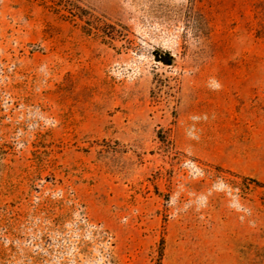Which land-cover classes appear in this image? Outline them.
Returning <instances> with one entry per match:
<instances>
[{"label":"rangeland","instance_id":"374dc122","mask_svg":"<svg viewBox=\"0 0 264 264\" xmlns=\"http://www.w3.org/2000/svg\"><path fill=\"white\" fill-rule=\"evenodd\" d=\"M262 140L264 0H0V264H264Z\"/></svg>","mask_w":264,"mask_h":264},{"label":"crops","instance_id":"0c3cea01","mask_svg":"<svg viewBox=\"0 0 264 264\" xmlns=\"http://www.w3.org/2000/svg\"><path fill=\"white\" fill-rule=\"evenodd\" d=\"M193 89L194 84H192V91ZM200 123L201 122H199L198 125L192 123L194 128L199 131L192 132L193 136H196V139L187 138L186 151L202 160L215 162L219 165L227 164L228 162L224 161L223 158L227 159L234 157V148L230 147L223 149L221 147L214 146L212 144V133H208V137H206L204 129L200 127ZM230 134H232V131H230ZM257 142L258 143L253 149H251L248 145L244 146L240 154L242 161L253 167L247 171V175H256L260 170V167L264 166V142L263 140L261 142Z\"/></svg>","mask_w":264,"mask_h":264},{"label":"trees","instance_id":"16d2710c","mask_svg":"<svg viewBox=\"0 0 264 264\" xmlns=\"http://www.w3.org/2000/svg\"><path fill=\"white\" fill-rule=\"evenodd\" d=\"M254 182H255V181H254ZM255 184H259V183L255 182Z\"/></svg>","mask_w":264,"mask_h":264},{"label":"water","instance_id":"95a60500","mask_svg":"<svg viewBox=\"0 0 264 264\" xmlns=\"http://www.w3.org/2000/svg\"><path fill=\"white\" fill-rule=\"evenodd\" d=\"M165 61H166V59H165Z\"/></svg>","mask_w":264,"mask_h":264}]
</instances>
